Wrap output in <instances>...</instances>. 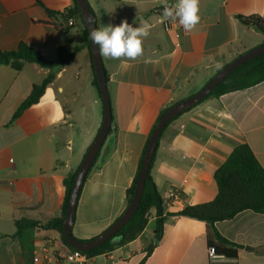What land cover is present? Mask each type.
Here are the masks:
<instances>
[{"label": "crops", "instance_id": "1", "mask_svg": "<svg viewBox=\"0 0 264 264\" xmlns=\"http://www.w3.org/2000/svg\"><path fill=\"white\" fill-rule=\"evenodd\" d=\"M88 3L97 28L119 25L114 13L135 9L136 25L147 22L151 29L143 41V55L136 60L102 57L110 76L112 131L80 193L72 234L81 241L99 236L126 211L127 190L161 110L194 95L225 62L264 43L263 33L238 20L253 15L264 19V0H200V21L190 32L178 20L171 30L164 29L157 12L164 0ZM73 4V0H0V50H16L25 43L55 60L60 46L80 49L40 101L13 123L19 106L49 70L27 64L16 71L0 64V264H28L20 240L14 237L16 221L24 218L39 223L35 253L47 241L53 250L67 251L60 233L46 225L61 217L65 178L79 168L103 122L85 25L78 18H72L71 26L63 20ZM251 35L256 41L248 45ZM240 143L251 147L264 168V82L206 100L168 126L151 174L164 201L173 190L181 197L164 205L160 240L152 210L136 240L92 258L90 264H210L208 249L217 244L212 228L178 213L215 199V171ZM215 229L241 246L237 259L222 264H264L263 213L243 211L216 223Z\"/></svg>", "mask_w": 264, "mask_h": 264}, {"label": "trees", "instance_id": "2", "mask_svg": "<svg viewBox=\"0 0 264 264\" xmlns=\"http://www.w3.org/2000/svg\"><path fill=\"white\" fill-rule=\"evenodd\" d=\"M73 3L74 4L72 9L68 10L66 13L63 14V20L67 23L69 19L78 18L82 23H84L77 1L73 0ZM39 4L42 5L41 2H39ZM157 12L161 14L163 12V7L157 9ZM48 13L51 16L56 15V13H53L51 11H48ZM238 20L245 26L254 28L255 30L264 34V19L262 17L258 15H253L248 17L238 16ZM84 39L88 49L89 58L92 66V56L90 50L91 39L86 27L84 32ZM79 51H80L79 48H77L74 51H70L67 46H60L58 49L57 58L55 60H48L44 58L40 54V52H38L36 49L28 46L25 43H21L16 50H12V51L0 50V64L5 66H10L12 69L16 71H21L27 64H36L44 69L49 70L48 75L45 77L42 83L39 85H35L30 95L27 97V99L19 106V108L17 109L16 113L13 116L11 123H13L16 119H18L25 110H27L28 108H30L31 106H33L34 104L40 101L42 96L45 94L47 88L56 79L57 74L67 64H69V62L75 57V55ZM231 61L225 62L222 65L221 69L227 64H229ZM106 76H107V82H109L110 76L107 71H106ZM262 82H264V54H261L260 56L248 61L247 63L243 64L235 71H233L213 90V92L205 100H203L201 103L194 106L193 108L199 106L200 104L204 103L206 100H209L211 98L218 99L225 94L246 90L254 86H257ZM93 86L96 89L98 98H100L99 85L96 80L94 71H93ZM174 104L166 106L161 110L155 124L152 127V130L147 139L138 166L137 174L133 180L132 185L127 190L128 206L131 203L134 196L136 184L141 172L142 163L151 136L162 116ZM193 108L189 109L187 112H189ZM101 109L103 114L102 105H101ZM180 116L174 118L169 122V124L163 130L160 140L164 132L168 128V126H170ZM111 131H112V127L110 129V132ZM158 147H159V143L157 146V150ZM100 154L101 151L98 154L91 169L89 170L87 178L92 172L96 163L98 162ZM155 157L156 154L154 156V160L151 165L149 175L146 179L143 196L139 208L135 213V215L112 239L107 241L105 244L88 252L81 251L84 255L90 258H94L104 253L114 251L115 249L136 240L146 229L152 210H156V215H157L156 229H155L157 235L156 240L157 242L160 240L163 232L165 209H164V200L151 174ZM77 171L78 169L75 172L70 173L65 178L64 184L66 188V195H65V201H64L61 217L49 222L46 225L47 228L58 231L61 235L62 241L70 249L73 248L70 245H68V243L66 242L63 232V223L65 220V213L68 206L69 195ZM214 177L218 186V194L215 197V199L211 202H207L204 204L187 206L180 213H178V215L194 218L206 222L212 228L213 235L217 241V244L212 246L215 248L217 254L224 255L227 259H237L238 250L241 248V246L232 243L227 239H225L224 237H222L220 233L215 229V224L218 222L230 220L234 218L237 214L247 210L264 214V168L257 159L251 147L247 143H240L234 147L233 151L231 152L227 160L224 162V164L215 171ZM15 225H16V232L14 234V237L20 240L23 255L27 263L28 264L32 262L35 263L34 232L38 228L39 223L24 218L16 221ZM81 242H86V241H81ZM150 251L151 249L147 251L148 255L150 254Z\"/></svg>", "mask_w": 264, "mask_h": 264}, {"label": "water", "instance_id": "3", "mask_svg": "<svg viewBox=\"0 0 264 264\" xmlns=\"http://www.w3.org/2000/svg\"><path fill=\"white\" fill-rule=\"evenodd\" d=\"M76 1L84 25L87 28L88 33L90 35L91 30L93 28H97L96 16L92 12L88 0H76ZM90 50L92 56V68L99 85V92H100L99 99L103 108V122L96 138L94 139L93 143L90 145L88 150L86 151L82 159V162L78 168L76 176L74 178L71 192L69 195L67 210L65 213V220L63 223V232L66 242L73 249L82 252H88L94 250L105 244L107 241L112 239L135 215V213L139 208L143 196L146 179L149 175V171L153 163L154 156L156 154V150L161 134L163 130L166 128V126L169 124V122L174 118L184 114L194 106L198 105L203 100H205L213 92V90L237 68L247 63L248 61L260 56L261 54H264V44L255 47L252 50L245 52L239 55L238 57H236L229 64H227L221 70H219L212 77V79L197 93L182 101L177 102L162 116L151 136L142 163L141 172L136 184L134 196L131 203L127 207L126 211L117 221H115L102 234H100L99 236L95 237L90 241L81 242L80 240L76 239L72 234V228L75 221V213L80 198V193L86 181L89 170L94 164L98 154L100 153L107 139V136L110 132L113 122L111 97L108 90V82H107L106 70L103 63V58L98 54V46L95 45L92 42V40H91Z\"/></svg>", "mask_w": 264, "mask_h": 264}, {"label": "clouds", "instance_id": "4", "mask_svg": "<svg viewBox=\"0 0 264 264\" xmlns=\"http://www.w3.org/2000/svg\"><path fill=\"white\" fill-rule=\"evenodd\" d=\"M200 0H177L169 5L164 0L161 20H178L187 32L192 31L200 21ZM151 26L142 22L133 27L125 19L119 25H101L90 32L92 42L98 46V54L104 59L136 60L143 55V41L150 35Z\"/></svg>", "mask_w": 264, "mask_h": 264}, {"label": "built area", "instance_id": "5", "mask_svg": "<svg viewBox=\"0 0 264 264\" xmlns=\"http://www.w3.org/2000/svg\"><path fill=\"white\" fill-rule=\"evenodd\" d=\"M177 0L173 2L175 4ZM163 27L165 30H171L174 25V20L163 21ZM73 25L72 19L66 23V26ZM178 46V44H176ZM181 195L178 191L173 190L171 196L164 201V205L170 206L172 203L178 201ZM164 200V199H163ZM66 246V245H65ZM54 245L52 242H45L41 251L35 253V261H41L42 264H90L92 258L84 255L81 251L76 249H70L66 246L67 251L63 253L59 250H53ZM110 252L104 253L109 255ZM208 256L210 264H222L227 258L224 255L217 254L214 247H209Z\"/></svg>", "mask_w": 264, "mask_h": 264}, {"label": "rangeland", "instance_id": "6", "mask_svg": "<svg viewBox=\"0 0 264 264\" xmlns=\"http://www.w3.org/2000/svg\"><path fill=\"white\" fill-rule=\"evenodd\" d=\"M135 12H136L135 9L134 10L127 9L124 12H122V15L120 14V12H115L114 14H117L118 16L114 17L113 20H114V22L120 24L123 20L126 19L130 25H132L133 27H138L136 25ZM255 41H256V37L254 35H251L247 39L248 45L254 43ZM250 50H252V49H250ZM250 50L248 49L247 51H242V52L245 53V52H248ZM193 92H195V91H193Z\"/></svg>", "mask_w": 264, "mask_h": 264}]
</instances>
